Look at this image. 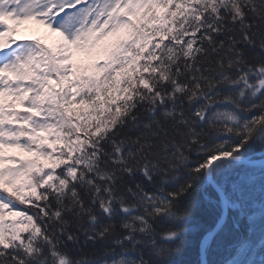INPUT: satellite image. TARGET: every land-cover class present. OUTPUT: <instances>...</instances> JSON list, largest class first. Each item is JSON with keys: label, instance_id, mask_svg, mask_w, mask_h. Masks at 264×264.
Segmentation results:
<instances>
[{"label": "snow or ice", "instance_id": "6c2138e0", "mask_svg": "<svg viewBox=\"0 0 264 264\" xmlns=\"http://www.w3.org/2000/svg\"><path fill=\"white\" fill-rule=\"evenodd\" d=\"M0 264H264V0H0Z\"/></svg>", "mask_w": 264, "mask_h": 264}, {"label": "rangeland", "instance_id": "374dc122", "mask_svg": "<svg viewBox=\"0 0 264 264\" xmlns=\"http://www.w3.org/2000/svg\"><path fill=\"white\" fill-rule=\"evenodd\" d=\"M16 36H18L19 38H40L43 39L46 44L52 46H54L59 40L57 34L50 33L43 26L35 24V22H27L21 25L14 37ZM4 39L5 42H7V36ZM111 39L114 38H110V40L105 43H110ZM103 48L104 44H101L97 49H94L91 52H78L75 55V61L82 67L89 68V71H91L90 66L92 64L96 63L97 61L103 62V60L107 58Z\"/></svg>", "mask_w": 264, "mask_h": 264}, {"label": "trees", "instance_id": "16d2710c", "mask_svg": "<svg viewBox=\"0 0 264 264\" xmlns=\"http://www.w3.org/2000/svg\"><path fill=\"white\" fill-rule=\"evenodd\" d=\"M5 153L8 154V155H23L25 157L28 156L27 153H22L19 149H5ZM12 219H15V220H20L22 219L21 217H9V216H5V220L8 221V220H12ZM193 257L192 256H188L186 257V259H192Z\"/></svg>", "mask_w": 264, "mask_h": 264}]
</instances>
